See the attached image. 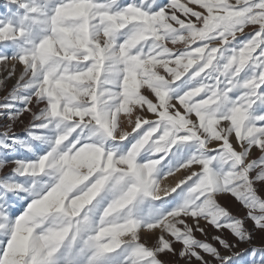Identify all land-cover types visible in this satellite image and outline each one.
Returning <instances> with one entry per match:
<instances>
[{
	"label": "snow or ice",
	"instance_id": "obj_1",
	"mask_svg": "<svg viewBox=\"0 0 264 264\" xmlns=\"http://www.w3.org/2000/svg\"><path fill=\"white\" fill-rule=\"evenodd\" d=\"M3 8L0 264H264V0Z\"/></svg>",
	"mask_w": 264,
	"mask_h": 264
},
{
	"label": "rangeland",
	"instance_id": "obj_2",
	"mask_svg": "<svg viewBox=\"0 0 264 264\" xmlns=\"http://www.w3.org/2000/svg\"><path fill=\"white\" fill-rule=\"evenodd\" d=\"M5 3V0H0V13H3L4 8H3V4ZM9 85H11L13 82L12 81H8Z\"/></svg>",
	"mask_w": 264,
	"mask_h": 264
}]
</instances>
